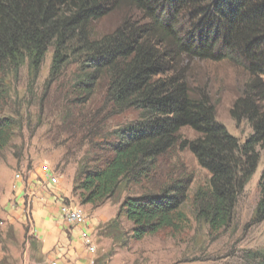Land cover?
Returning <instances> with one entry per match:
<instances>
[{
  "label": "trees",
  "instance_id": "obj_1",
  "mask_svg": "<svg viewBox=\"0 0 264 264\" xmlns=\"http://www.w3.org/2000/svg\"><path fill=\"white\" fill-rule=\"evenodd\" d=\"M115 12L122 13L115 28L96 35L95 24ZM49 50L48 83L74 65L71 88L79 104L88 103L102 86L114 112H138L132 123L110 134L104 148L77 163L72 194L81 205L97 209L122 183L152 182L158 159L189 128L197 136L180 146L209 176L192 195L194 221L210 234L230 224L256 174L257 148L264 142V0H0V153L22 131L18 115L4 110L7 82L24 66L34 82ZM188 57L243 66L246 78L230 109L236 125L250 128L243 143L216 121L207 92L191 85ZM191 183L182 175L126 197L98 235L118 244L121 216L130 223L134 241L180 232L187 225L181 208ZM258 190L254 224L264 222V168ZM254 254L256 264H264V249Z\"/></svg>",
  "mask_w": 264,
  "mask_h": 264
},
{
  "label": "rangeland",
  "instance_id": "obj_2",
  "mask_svg": "<svg viewBox=\"0 0 264 264\" xmlns=\"http://www.w3.org/2000/svg\"><path fill=\"white\" fill-rule=\"evenodd\" d=\"M122 13H112L94 27V33L102 35L112 31ZM52 50L45 55L38 78L29 79L26 66L17 77L9 78L6 112L18 115L22 131L12 144L0 153V178L7 170L6 183L12 176L26 177L28 172L38 170L48 163L55 177H62L66 187H72L77 163L84 156L91 157L98 148H104L105 141H111L110 134L132 123L138 116L134 110L117 114L105 100L104 90L99 86L91 100L79 104L73 96L72 82L75 66L63 68L57 81L48 83ZM189 81L193 87L203 88L215 108V119L227 132L243 143L250 135L246 124L236 125L230 117L234 100L241 94L246 72L241 64L233 60L201 62L188 57ZM189 128L179 132V144L158 159L152 175V182L140 185L122 183L115 196L101 207L93 209L81 205L76 196L62 199L61 203L80 207L86 219L95 220L93 230L94 260L108 255L98 264H256L254 253L264 249V222H252L259 190L258 179L264 168V142L257 148L259 165L256 174L239 197L230 224L217 234H210L206 225L196 223L193 218L192 195L205 185L208 174L200 168L188 150L181 143L196 138ZM8 169H6V168ZM187 175L192 178L187 201L181 213L187 218V225L180 232L166 230L147 236L140 241L130 238V223L120 217L123 234L119 243L98 235L99 229L116 218L120 203L130 196L161 186L169 180ZM16 177V179H18ZM40 181V176H36ZM58 184L51 185L53 187ZM85 219V222H86ZM84 222V223H85ZM38 243L34 239L30 224L12 222L0 206V264H37Z\"/></svg>",
  "mask_w": 264,
  "mask_h": 264
},
{
  "label": "crops",
  "instance_id": "obj_3",
  "mask_svg": "<svg viewBox=\"0 0 264 264\" xmlns=\"http://www.w3.org/2000/svg\"><path fill=\"white\" fill-rule=\"evenodd\" d=\"M28 173L26 177L19 176L18 179L15 174L8 183L6 174L0 178V206L4 208L9 221H27L30 224L32 235L38 243L37 264H93L94 253H89L82 238L87 235L92 241L95 220L86 219L84 215L82 221L86 219V222L75 226L66 223L60 214L59 197L72 200L71 184L69 188L66 187L65 193L62 177L56 180V184L58 181L61 184L53 187L38 170ZM37 175L40 181H37ZM51 175L54 176L52 169ZM92 244L94 246L93 241Z\"/></svg>",
  "mask_w": 264,
  "mask_h": 264
},
{
  "label": "built area",
  "instance_id": "obj_4",
  "mask_svg": "<svg viewBox=\"0 0 264 264\" xmlns=\"http://www.w3.org/2000/svg\"><path fill=\"white\" fill-rule=\"evenodd\" d=\"M41 171L44 177L47 179L48 183L51 185H56L57 177L51 175V169L48 163H44L41 166ZM18 178V176H16ZM74 212L75 211V205L74 204H64L61 203L60 205V214L63 217V219L66 221V223L70 225H82L85 221H77L74 219ZM84 244L87 246V249L89 253H94L95 248L92 244L91 238L89 236L84 235L82 238Z\"/></svg>",
  "mask_w": 264,
  "mask_h": 264
},
{
  "label": "bare ground",
  "instance_id": "obj_5",
  "mask_svg": "<svg viewBox=\"0 0 264 264\" xmlns=\"http://www.w3.org/2000/svg\"><path fill=\"white\" fill-rule=\"evenodd\" d=\"M75 211L76 212H74V219L77 221H82L84 217L83 210L80 207H75Z\"/></svg>",
  "mask_w": 264,
  "mask_h": 264
}]
</instances>
